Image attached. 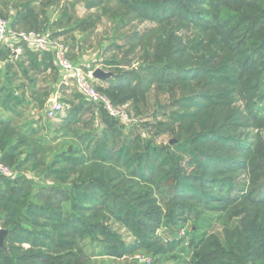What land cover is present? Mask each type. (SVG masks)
I'll return each instance as SVG.
<instances>
[{"label": "trees", "instance_id": "trees-1", "mask_svg": "<svg viewBox=\"0 0 264 264\" xmlns=\"http://www.w3.org/2000/svg\"><path fill=\"white\" fill-rule=\"evenodd\" d=\"M33 1L17 3L12 30L23 24L45 32L29 23L37 13ZM116 1L157 25L130 42L143 54L137 67L124 70L131 57L106 60L116 76L107 84L93 79L94 85L118 107L138 102L148 77L185 82L189 91L168 115L188 129L176 133L172 145L132 139L102 105L74 95L76 102H65L63 128L89 114L104 128L77 134L76 144L53 156L46 168L51 181L38 200L19 177L14 183L0 174V225L7 230L0 264H142L144 255L151 264H264V133L256 129L264 114L239 105L243 95L264 88V0ZM94 17L78 27L87 30ZM181 28L189 31L190 45L177 36ZM192 50L201 53L199 61H188ZM13 56L0 45V160L37 170L39 148L48 141L39 137L44 117L17 118L23 120L27 105L46 100L35 92L29 96L34 103L27 99L16 65L29 76V69L52 66L53 55L24 45L29 65ZM218 223L224 238L209 231Z\"/></svg>", "mask_w": 264, "mask_h": 264}, {"label": "rangeland", "instance_id": "rangeland-1", "mask_svg": "<svg viewBox=\"0 0 264 264\" xmlns=\"http://www.w3.org/2000/svg\"><path fill=\"white\" fill-rule=\"evenodd\" d=\"M21 1L27 2L29 0H0V16L11 23L13 20V15L10 14L11 8L15 12L17 3ZM91 1L98 3L99 6L87 8V3ZM4 3L6 4L4 5ZM35 7L36 16L31 18L29 23L36 21L38 28L43 29L45 32H50L51 30L54 32L67 31V33L58 36V38L70 48L72 58L76 61L75 63L83 62V64H87L92 69L90 71L91 76L96 68H104L103 70L112 72L115 77L114 68L104 67V62L109 59H128L131 57L134 58V61L125 65L124 70L131 71L137 67V60H140L138 58L140 56L143 57V54L139 48L132 51L130 44L135 42V37L138 33H143L149 27L157 25L156 22L141 19L131 14L127 7L116 0H38V4ZM91 15L95 16L92 26L87 30H81L77 22L80 20L89 21ZM21 28H23L21 31L26 29V27ZM189 34V31L184 28L177 31V36L183 38L184 43L188 45H190L187 38ZM116 44L123 45V49L117 50ZM15 54L17 53L15 52ZM200 55L199 51L192 50L189 53L188 61H193L194 59L199 61ZM31 73L34 75V72ZM143 75H146L145 72ZM44 77V75L38 76L39 79ZM0 78H2V74H0ZM150 78L148 77L145 81L144 85L147 88L140 93L138 102H128L117 107L121 111L119 118L120 127L124 130V134L130 133L132 139L140 135L144 141L154 139V141L158 142L157 144L172 145L179 141L176 133L185 134L189 125L183 126L177 121L173 122L168 112L171 109L178 108L177 101L179 97L187 93L189 88L185 82H178V80L160 84L156 81L151 82ZM71 97L73 98L74 94H71ZM57 99L63 102L67 101L62 96H58ZM248 104H250V108H256L257 112L263 115L264 88L263 90L252 89L240 98L239 105L242 110ZM66 105L68 110L70 105L67 103ZM48 108V102L41 107L39 104H35V106L30 104L24 108L25 115L23 120L22 118H17L18 121L27 120L33 123L38 117H44L43 130H41L39 137H45L48 141L39 148L41 150L36 161L40 163L39 168L37 170L32 169L31 163L18 168L16 166L11 167L0 160V174L12 179L14 183L19 177V182L33 191L34 200H38L37 195L41 188L51 181V178L47 177L46 168L54 163L53 156L57 152L66 151L69 147L76 144L77 134L88 131H101L104 128L101 126V122L99 120L94 121L93 116L90 114L84 116L78 124L67 125L63 128L61 119L63 116L53 119L48 118L46 116ZM256 129L264 133V125L260 124L256 126ZM235 131L238 132L240 130L237 129ZM119 140L121 141V138ZM187 168L191 170L194 166L188 165ZM195 172L199 173L197 170ZM114 226L116 229L121 230L126 239H130L128 232L122 228L121 223H116ZM0 229L4 228L0 225ZM209 231L218 232L222 238L225 237L224 225L219 223L215 224ZM152 262L151 256L144 255L140 257V263L142 264H151Z\"/></svg>", "mask_w": 264, "mask_h": 264}, {"label": "built area", "instance_id": "built-area-1", "mask_svg": "<svg viewBox=\"0 0 264 264\" xmlns=\"http://www.w3.org/2000/svg\"><path fill=\"white\" fill-rule=\"evenodd\" d=\"M0 45L20 54L24 51L23 45L34 50L50 51L53 60L62 74L63 83L74 82L80 95L88 102L102 105L108 113L120 118L121 111L93 83V77L74 63L69 55V47L51 32L37 30H12L9 22L0 16ZM67 110L65 102L55 98L49 103L47 116L51 119L64 116Z\"/></svg>", "mask_w": 264, "mask_h": 264}, {"label": "crops", "instance_id": "crops-1", "mask_svg": "<svg viewBox=\"0 0 264 264\" xmlns=\"http://www.w3.org/2000/svg\"><path fill=\"white\" fill-rule=\"evenodd\" d=\"M5 4L6 3H4V5ZM36 4H38V0L33 1L34 7ZM10 14L13 15V18L15 17V12L12 8H11ZM18 26L24 27L23 24H20ZM20 55L22 56V53L21 54H15V52H14V56H13L12 60H14L16 63L17 60L25 59V62H24L25 66H28L29 63H28L26 56H22V58H21ZM71 55H72V53H71ZM42 58H43L42 55H40L39 59L42 60ZM50 63H52V62H50ZM78 64H80L82 66V68L84 69V71L86 73H90V71H92V69H90V67L87 64H85V63L83 64V62H79ZM51 65L52 66L54 65V66L53 67L50 66L49 68H45V66H43V64H42L38 70H30L29 69L28 74L32 79L31 81H29L27 79L29 76H24L21 74L22 73L21 72V66L18 67L16 65V70L19 72V78H17V81L22 80L23 82H25V84H26L25 90H26L27 99L31 100V102L34 103V101L29 96H30L31 92H35L37 97H42V99L44 98L46 100L45 103L46 102L50 103L52 98H57L58 96H62V98H65V100H67V101L74 100V102H76L74 97L73 98L71 97V94H74V95L79 94L80 95V93H79L77 87L75 86L74 82L72 81L68 84L63 83L62 74H61L60 70L58 69V67L56 66L55 61H53V64H51ZM1 68L4 69L5 65L3 64L1 66ZM3 72H5V70H3ZM31 72H34V75ZM40 75H44L45 77L42 79H39L40 77L38 78V76H40ZM97 81L100 84H104V82H106L107 80H105V81L97 80Z\"/></svg>", "mask_w": 264, "mask_h": 264}, {"label": "water", "instance_id": "water-1", "mask_svg": "<svg viewBox=\"0 0 264 264\" xmlns=\"http://www.w3.org/2000/svg\"><path fill=\"white\" fill-rule=\"evenodd\" d=\"M92 76H93V79L95 80L105 81V80L112 78L114 74L110 71H105L102 68H96L92 72ZM6 234H7V230L0 229V246L3 245L4 237L6 236Z\"/></svg>", "mask_w": 264, "mask_h": 264}]
</instances>
